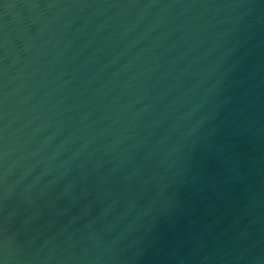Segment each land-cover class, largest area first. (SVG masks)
Wrapping results in <instances>:
<instances>
[{
    "label": "water",
    "instance_id": "1",
    "mask_svg": "<svg viewBox=\"0 0 264 264\" xmlns=\"http://www.w3.org/2000/svg\"><path fill=\"white\" fill-rule=\"evenodd\" d=\"M0 264H264V0H0Z\"/></svg>",
    "mask_w": 264,
    "mask_h": 264
}]
</instances>
